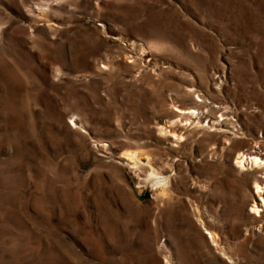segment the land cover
<instances>
[{
    "label": "rangeland",
    "instance_id": "1",
    "mask_svg": "<svg viewBox=\"0 0 264 264\" xmlns=\"http://www.w3.org/2000/svg\"><path fill=\"white\" fill-rule=\"evenodd\" d=\"M256 150L264 0H0V264H264Z\"/></svg>",
    "mask_w": 264,
    "mask_h": 264
},
{
    "label": "bare ground",
    "instance_id": "2",
    "mask_svg": "<svg viewBox=\"0 0 264 264\" xmlns=\"http://www.w3.org/2000/svg\"><path fill=\"white\" fill-rule=\"evenodd\" d=\"M178 110H180V111H186L184 109H178ZM188 111H192V110H188ZM169 134H171V136L173 138H177V135L175 133V130H174V132H171L170 131ZM237 163L243 169H245L246 166L248 165L249 168L257 169V171H259V169H261V168L264 167V153H262V152H260L258 150L254 151V152H251V153H244V152L242 153L241 152L239 154V156H238ZM256 189H257V193H258V195L260 197L261 205L260 204H256L255 207H253L254 208L253 209L254 212L255 211L258 212L259 210H261L264 207V195H261V193L264 192V189H263L262 185H260L257 182H256ZM210 233L212 234L213 237H215V235L211 231H210Z\"/></svg>",
    "mask_w": 264,
    "mask_h": 264
}]
</instances>
